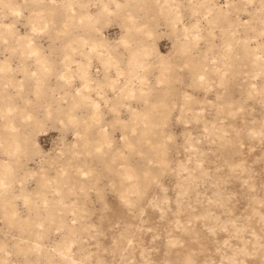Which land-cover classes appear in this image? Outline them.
I'll return each instance as SVG.
<instances>
[{"label": "rangeland", "instance_id": "obj_1", "mask_svg": "<svg viewBox=\"0 0 264 264\" xmlns=\"http://www.w3.org/2000/svg\"><path fill=\"white\" fill-rule=\"evenodd\" d=\"M0 264H264V0H0Z\"/></svg>", "mask_w": 264, "mask_h": 264}, {"label": "bare ground", "instance_id": "obj_2", "mask_svg": "<svg viewBox=\"0 0 264 264\" xmlns=\"http://www.w3.org/2000/svg\"><path fill=\"white\" fill-rule=\"evenodd\" d=\"M67 62H69L68 64H70V62H71V59L70 58H67V60H66ZM66 62V63H67ZM79 74H80V77L83 79V80H85L84 82L85 83H88L87 82V80H88V74H87V71L84 69V68H81L80 70H79ZM80 78V79H81ZM89 81V80H88ZM89 84V83H88ZM86 85V84H85ZM86 87H88V86H86ZM141 142V141H140Z\"/></svg>", "mask_w": 264, "mask_h": 264}]
</instances>
